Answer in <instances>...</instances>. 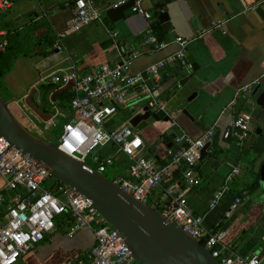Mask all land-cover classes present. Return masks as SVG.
Returning <instances> with one entry per match:
<instances>
[{
    "label": "crops",
    "instance_id": "0c3cea01",
    "mask_svg": "<svg viewBox=\"0 0 264 264\" xmlns=\"http://www.w3.org/2000/svg\"><path fill=\"white\" fill-rule=\"evenodd\" d=\"M74 1L16 0L5 12L3 28L9 31L8 38L16 36L17 54L11 69L1 77L0 92L12 114L34 136L49 141L43 137L46 130L42 124L52 115L51 102L66 114L69 109L62 106L70 95L68 88L58 89L59 81L51 76H62L70 66L79 76L103 65L112 66L119 60L117 48L138 55L131 66L132 74L144 72L178 51L176 38L193 40L184 55L189 76L178 77L182 86L171 79L178 70L177 62L161 72L159 80L165 76L168 81L152 89L148 86L172 117L163 114L139 132L145 156L160 167L168 162L167 150L174 148L175 137L185 133L196 139L214 125L217 136L205 159L197 164L200 183L187 193V203L194 214L203 218L206 230L227 232L224 245L229 254L248 257L257 253L264 262V164L259 173L254 172V162L264 151V110L250 95H241L234 106H229L238 88L255 80L264 82V0H142L140 8L150 15V24L129 9L125 21L112 23L104 13L101 22H93L79 32H67ZM115 1L92 0L105 12ZM163 15L167 18L161 20ZM151 37L167 46L155 51L148 43ZM59 41L63 49L56 51L53 47ZM130 98L135 105L146 101L145 95L133 93ZM124 114L112 120L111 129L125 122ZM240 114L250 116L251 125L250 135L241 147L221 137L231 118ZM113 154L111 146L106 145L94 155ZM115 163L122 171L114 172V177H126L128 159L117 155L109 167ZM235 168L239 173L228 183L229 191L210 209L213 194ZM156 197L165 201L161 192ZM236 198L241 203L226 218ZM59 229L17 264H67L81 258L93 244L88 229L73 238L60 234Z\"/></svg>",
    "mask_w": 264,
    "mask_h": 264
},
{
    "label": "built area",
    "instance_id": "2783aa9c",
    "mask_svg": "<svg viewBox=\"0 0 264 264\" xmlns=\"http://www.w3.org/2000/svg\"><path fill=\"white\" fill-rule=\"evenodd\" d=\"M14 1L0 0V54L5 52L10 34L3 28V16ZM128 1L134 3L131 8L133 13L141 14L150 24V15L140 8L142 0H117L109 8H118ZM104 13L105 9L96 7L92 0H75L67 32H79L93 22H101ZM192 41L176 38V53L136 74L131 73V66L138 55L123 48L116 49L117 63L103 65L91 74L79 76L74 66L68 67L62 74L63 81L58 89L68 88L71 96L69 111L65 114L56 102H51L54 113L43 122L42 127L48 131L55 127L57 118H64L66 121L57 140L59 149L80 161L86 162L94 150L110 145L113 155L90 157L92 168L100 175L113 165L117 155L126 157L129 161L128 175L114 177L111 181L136 200L150 203L182 232L199 242L220 264H264L263 258L257 253L248 257L229 254L224 245L227 232L220 229L206 230L203 218L194 214L187 203V193L200 183L196 167L202 149L215 139L217 130L214 125L196 139L185 133L175 137L174 148L167 150L168 162L160 167L145 156V145L139 132L128 120L114 129L110 128L117 115L135 106L130 98L133 93L145 95V105L151 112L172 117L165 110L163 102L151 95L146 81L159 80L165 67L181 61ZM148 43L153 44L155 51L167 46L159 44L153 37L148 39ZM53 48L56 51L63 49L60 41ZM261 83L255 80L238 88L229 106H234L241 95H249ZM250 132V116L240 114L231 118L222 132V138L241 147ZM176 172L182 181L173 182L164 188V182ZM238 173L237 168L233 169L225 184L213 194L209 201L210 209L219 204L229 191L228 183ZM51 179L46 169L0 137V264H17L21 257L34 251L55 233L56 225L60 222H65L61 228L67 238H73L86 229L93 235V244L88 251L67 264H138L117 231L87 199L55 180L52 185L43 187ZM156 190L163 194L165 201L157 197L151 201ZM240 203L241 199L236 198L225 217L229 218Z\"/></svg>",
    "mask_w": 264,
    "mask_h": 264
},
{
    "label": "water",
    "instance_id": "95a60500",
    "mask_svg": "<svg viewBox=\"0 0 264 264\" xmlns=\"http://www.w3.org/2000/svg\"><path fill=\"white\" fill-rule=\"evenodd\" d=\"M133 6V1H128L118 8L107 9L105 15L112 23L125 21L126 12ZM166 18L163 15L161 20ZM177 66L178 70L171 75L175 82L180 75L189 76L186 56L177 62ZM51 78L59 81L58 86L63 81L61 75ZM144 78L147 80V76L144 75ZM168 80L163 76L157 82L147 80L146 83L152 89ZM177 83L182 86L181 82ZM249 95L255 99L256 106L264 110V82ZM124 115L125 121L128 120L132 127L142 132L153 121H158L163 113H153L139 101ZM251 124L255 126V123ZM0 137L46 169L55 181L74 189L87 199L117 231L138 264H220L199 242L182 232L148 203L136 200L114 182L97 173L85 161L74 159L61 151L57 141H45L30 133L12 114L1 94ZM210 145L202 149L199 161L205 159ZM263 164L264 151L254 162V172L259 173ZM159 193L156 190L151 201H155Z\"/></svg>",
    "mask_w": 264,
    "mask_h": 264
},
{
    "label": "trees",
    "instance_id": "16d2710c",
    "mask_svg": "<svg viewBox=\"0 0 264 264\" xmlns=\"http://www.w3.org/2000/svg\"><path fill=\"white\" fill-rule=\"evenodd\" d=\"M11 35H12V32H11ZM15 37L16 36L8 38L9 44H8L5 52L0 54V78L11 69L12 61L15 58V55L17 54V52H16L17 47L15 46ZM28 53L29 52H28V49H27L26 53H25L26 56H28ZM65 101H66V104H64L62 106V108L67 110V109H69V103L71 101V96L68 95V97L65 98ZM216 136H217V131H216L215 138H216ZM221 137H222V134H221ZM181 181H182V179H181L180 174L178 172H176L171 178L167 179L164 182L163 187L165 188V187H168L173 182H179L180 183Z\"/></svg>",
    "mask_w": 264,
    "mask_h": 264
},
{
    "label": "rangeland",
    "instance_id": "374dc122",
    "mask_svg": "<svg viewBox=\"0 0 264 264\" xmlns=\"http://www.w3.org/2000/svg\"><path fill=\"white\" fill-rule=\"evenodd\" d=\"M0 85H1V78H0ZM0 94L2 95V92H0ZM54 112H52L53 114ZM66 120L62 117H59L56 119V123H55V127H52L51 129H49L48 131H45L43 133V137L46 138L47 140H49L50 142H54V141H57L58 140V137L60 136L61 134V129H62V125L63 123L65 122ZM100 149H96L94 150L90 156L86 159V162L91 166L93 167V165L91 164V161H90V157L94 154H97V151H99ZM118 170H121L122 171V167L118 164V163H115L114 167L110 168L108 167L107 171L103 174V176H105L107 179L109 180H112L115 173L114 172H117ZM122 173H120L121 175ZM54 182V179L52 178L50 181H48V183H46L43 187H46L47 185H52V183ZM150 204V203H148ZM65 225V222H60V224L56 225V227L58 228H61V226ZM59 233L61 234H65L64 233V230L61 228L59 229ZM56 234V233H54ZM53 235V234H52ZM41 244H46V241H43L41 242L38 246H40Z\"/></svg>",
    "mask_w": 264,
    "mask_h": 264
}]
</instances>
